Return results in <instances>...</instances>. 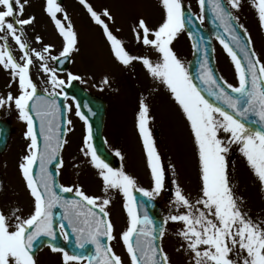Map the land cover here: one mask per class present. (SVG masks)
Returning a JSON list of instances; mask_svg holds the SVG:
<instances>
[{"label":"snow or ice","instance_id":"6c2138e0","mask_svg":"<svg viewBox=\"0 0 264 264\" xmlns=\"http://www.w3.org/2000/svg\"><path fill=\"white\" fill-rule=\"evenodd\" d=\"M78 2L100 30L112 60L126 71L140 65L150 80L148 95L141 92L138 98L135 121L150 183L144 187L124 166L113 168L106 162L93 144L92 126L83 111L88 105L77 103L75 115L85 125L79 152L100 178L103 194H88L82 185L57 184L64 166L61 153L69 142L65 137L73 130L67 115L72 105H62L60 98L69 100L65 88L72 82H86L71 71L64 78L59 74L60 66L80 52L79 32L60 0H43L42 11L59 37L57 49L39 34L28 35L36 22L28 13L32 0H0V70L9 77V91L0 94V110L14 111L25 125L27 144L17 166L30 197L27 211L19 205L0 206V264H39L36 253L44 246L59 255V264H125L113 241L122 243L128 264H172L163 245L169 224L177 226L175 250L187 264H264V219L247 211L229 159L238 149L264 193V58L239 22L242 0H197L198 14L183 0H158V23L150 25L138 17L130 28L131 40L143 50L140 54L129 50L117 35L119 28L113 30L110 8ZM251 3L264 31V0ZM209 12L221 30L216 38L234 65L238 85L214 73L204 37L193 31L206 24ZM181 33L188 35L194 55L200 57L195 73L174 48ZM99 86L101 91L111 86L108 75ZM161 89L190 132L198 169L194 191L181 184L176 164L165 167L150 127L154 117L149 97ZM115 155L125 159L119 149ZM165 191L171 192L168 214L157 221L148 208ZM113 193L122 197L126 216L119 232L111 218ZM56 209L62 210L59 220ZM60 237L65 242L74 237L71 252L57 243Z\"/></svg>","mask_w":264,"mask_h":264},{"label":"rangeland","instance_id":"374dc122","mask_svg":"<svg viewBox=\"0 0 264 264\" xmlns=\"http://www.w3.org/2000/svg\"><path fill=\"white\" fill-rule=\"evenodd\" d=\"M90 2L98 9L108 7L115 16L113 30L119 28L121 31L118 35L131 36L130 28L138 17H143L150 25L157 23L160 13H154V8L159 6L158 0H90ZM190 6L194 14L199 13L197 0H183ZM43 0H32L28 13L36 16V22L33 28L29 29L28 35L39 34L44 37L46 43H52L59 48V37L55 30L50 28L51 22L42 11ZM242 9L239 13L240 23L244 24L251 34L257 52L264 58V31H261L258 24L257 14L251 3V0H242ZM63 7L68 11L75 24L80 36V52L75 54L70 61L69 68L66 72L59 73L62 78L66 77V73L71 71L81 75L85 79V83L78 81L86 90L91 93L101 95L100 81L104 75H108L111 86H104L116 98L115 108L108 110L105 123V141L107 146L115 152L119 149L123 152L127 149L128 154L123 152L125 157V168L132 175L136 176V172H143L149 177L146 167L145 158L139 154V143L136 144L135 136L131 133L130 127L133 122V114L130 103L133 94L144 82L149 80L146 78L143 69L136 66L135 71L123 70L110 57L108 46L104 41L100 30L90 21L86 11L79 4L78 0H65ZM154 16L153 17V14ZM153 22L151 24V19ZM158 17V18H157ZM156 18V19H154ZM131 38V37H130ZM174 45L180 46L185 54L186 61L189 60L190 46L185 37L174 41ZM217 47V52H216ZM216 67L220 76L233 85H238V79L235 68L230 57L226 52L221 50L220 45H216ZM179 49V50H180ZM35 78V70H33ZM9 77L0 70V94H6L9 91L7 84ZM36 82L41 84L39 78ZM43 86V85H42ZM12 91H15L13 86ZM72 105L73 111L68 113V118L73 121V130L65 137L69 142L65 145L62 152L64 166L60 169V184L70 186L72 184L82 185L83 190L88 194L102 195V182L96 175L94 169L85 162V158L80 154L79 148L82 145V137L85 130L83 123L75 115V105ZM163 106H160L162 111ZM0 119L9 121L13 128V134L5 156L0 157V182H2L3 190H0V206L13 204L19 205L25 211L29 206L30 197L26 191L24 181L18 170V161L23 154L27 141L23 137L25 125L17 119L16 113L0 110ZM180 139L184 140L179 149L169 148L170 154L173 156L172 162L180 166V182L188 190L194 191L197 176V159L194 151V145L185 134L180 135ZM230 170L235 174L236 180L239 181L238 192L245 197L246 209L255 218L264 219V193H261L258 184L254 182V178L248 171L245 162L238 149L234 148L230 153ZM137 165L140 168H137ZM137 168V169H136ZM179 170V167H178ZM235 182V181H234ZM169 197L164 193L157 200L163 205V215L166 216L169 210ZM167 198V200H166ZM111 218L115 222L116 231L119 232L125 227L126 216L122 210V197L118 193H113V204L110 205ZM168 232L163 240V245L171 257L172 264H187L186 257L178 253L175 249L178 247L177 237L175 236L176 225L169 224ZM120 244V255L124 258L125 264H128L126 251L122 243L113 241L112 244L117 252ZM39 264H59V255L53 254L49 249H43L38 255Z\"/></svg>","mask_w":264,"mask_h":264},{"label":"water","instance_id":"95a60500","mask_svg":"<svg viewBox=\"0 0 264 264\" xmlns=\"http://www.w3.org/2000/svg\"><path fill=\"white\" fill-rule=\"evenodd\" d=\"M191 28V25L189 26ZM193 31H199L200 34L204 37L205 40V46L209 50L210 59H211V66L213 68L214 73L217 75L216 70L214 68L213 58H212V48H211V38H216V33L221 31L218 27H216L211 20V13H208V20L206 21V29L203 30L201 28L199 29H193ZM200 57L194 55L193 60L190 63V68L195 73L197 69V65L199 62ZM66 68V62L64 64V67ZM218 76V75H217ZM69 97H72L76 103L80 104H87L88 108H91V112L88 111V108H84L83 111L88 115L89 117V123L92 126V132H93V144L95 147L98 148L99 154L102 157L106 158V162L111 164L112 157L107 152L106 148L104 147V144L102 142L101 138V132H102V126H103V120H104V112H105V106L104 103L96 98L91 97L88 95L85 91L80 89L76 84H73L70 88L67 90L65 89ZM60 102L63 105V98H60ZM8 128L5 127V125L0 124V152L4 150L5 145L7 144L9 135H8ZM54 169V168H53ZM54 172V171H53ZM57 182V180H56ZM148 213L151 217L156 219L157 221L161 220L159 217V211L158 208L154 205L152 202V205L148 208ZM58 213H56V219L59 220Z\"/></svg>","mask_w":264,"mask_h":264}]
</instances>
